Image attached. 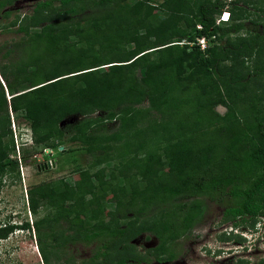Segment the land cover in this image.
Wrapping results in <instances>:
<instances>
[{
    "label": "trees",
    "instance_id": "trees-1",
    "mask_svg": "<svg viewBox=\"0 0 264 264\" xmlns=\"http://www.w3.org/2000/svg\"><path fill=\"white\" fill-rule=\"evenodd\" d=\"M14 2L0 0L4 16ZM225 9L230 19L217 25ZM262 9L255 0H45L28 23H11L25 38L17 60L9 49L0 62V187L18 171L10 113L28 123L44 157L57 140L79 143L92 159L72 183L27 191L33 214L49 209L33 226L44 264H59L66 245L95 240L92 263L140 264L147 256L134 257L130 242L145 233L159 260L172 259L203 199L227 200L223 221L235 226L264 217Z\"/></svg>",
    "mask_w": 264,
    "mask_h": 264
},
{
    "label": "rangeland",
    "instance_id": "rangeland-1",
    "mask_svg": "<svg viewBox=\"0 0 264 264\" xmlns=\"http://www.w3.org/2000/svg\"><path fill=\"white\" fill-rule=\"evenodd\" d=\"M43 1L45 0H16L12 6L4 9V11L9 10L7 16H4L2 11H0V62L6 63L9 62L10 59L15 61L21 54L18 50V44L23 43L22 40L25 37L22 33L17 32L18 25L12 26L11 23L15 22L17 19L19 20L17 24H20V21L24 24L28 23L29 20L25 21L26 17H30L35 5ZM133 1L134 0H129V2ZM255 1H257L258 6L263 8L262 10L264 12V0ZM262 10L258 13L260 16L263 14ZM30 28L29 30H33L32 27ZM63 40L65 42L69 41L65 36ZM206 44H208V42H206ZM9 49L12 51L14 50V52L12 53V51H9L8 57L10 59L4 60L2 56ZM81 52H83L82 49L81 51L77 50L75 53L79 54ZM22 53L25 54V51H22ZM142 106L143 108L146 107L147 103H144ZM216 109L220 114L226 112L225 107L218 106ZM152 113L157 117V113ZM98 115L103 116L104 114L99 112L96 116ZM9 116L13 141L17 138L19 146V136H17L19 131L17 128L23 129L21 133H26V135H28L29 131H25V129H29V125L20 115L10 113ZM80 118V115L71 116L62 121L60 127L66 124H74ZM106 125V130L111 132L117 128L118 119L106 121ZM54 142L57 148L50 150L49 155L46 157L41 154L42 149L40 147L33 148V146H31L20 148L19 155H16L19 160L18 171L16 175L14 172L12 176L6 177V183L0 192V197L3 200V203L0 204V208L2 209L0 212V220L4 221L9 211H20L16 221L28 223L30 230H18L10 234L8 238L0 240V264H44L37 247V233L36 231L34 232L31 226L32 223L34 224L37 220L47 215L49 209L43 207L40 208L36 214H33L28 208L26 192L35 184L59 178H64L66 181L72 183L79 178L80 173H86L88 170V164L92 159L79 143L65 141L60 145L57 144V140ZM13 143H15L16 148V142ZM23 150H27L24 155ZM44 164L49 165V168H44ZM79 169L82 171L77 173L76 170ZM95 200H97V197H90L88 204L91 206ZM203 200L204 210L200 219L186 235L172 244L171 248L176 255V258L172 262H157L152 258V249L157 241L154 236L146 233L141 234L130 242L133 246V256H147V261H143L142 264H264V217L258 218L254 225L240 224L235 226L232 222L223 221V211L228 205L227 200L224 199V201L220 203L208 199ZM106 209L105 220L109 222V216L113 213V206L107 204ZM62 226L65 227V223H63ZM248 229H251L252 232L258 229L255 236H262L261 238L263 239H259L256 242L252 240L251 243L243 249L239 245L246 239L242 237L237 238L234 236V233L237 231H246ZM230 230H233L231 235L226 236V233H229ZM251 231L248 232V234H251ZM58 232H60V229H57V233ZM100 245L101 243L97 240L90 243L77 242L75 244L66 245L61 251L63 255H61L59 264H64L63 262H65L66 258L69 264L92 263V256L98 251ZM221 247H227L229 249L227 253L230 254L221 253V255L218 256V254H220L218 248ZM206 249H209V252L206 253ZM96 262V264H98V261ZM114 262L113 260L112 263ZM92 264H95V261ZM127 264H134V262L128 261Z\"/></svg>",
    "mask_w": 264,
    "mask_h": 264
},
{
    "label": "clouds",
    "instance_id": "clouds-1",
    "mask_svg": "<svg viewBox=\"0 0 264 264\" xmlns=\"http://www.w3.org/2000/svg\"><path fill=\"white\" fill-rule=\"evenodd\" d=\"M229 1V0H228ZM222 13H228V15L227 16H225V19H220V17H221V14ZM221 14L219 15V17L216 19V24L218 25V24H220L221 22H228L229 21V19H230V13H229V11L228 10H223L222 12H221ZM220 19V21L218 22V20ZM17 130L19 131V134L17 135V136H19V146H18V142H17V138H16V140L14 139V141L16 142V148H15V152H16V154H14V155H12L11 156V158L13 157V158H17V154L19 155V150H20V148H25V147H31V146H33V142H32V135H31V130H30V128L29 129H25V131H29V134L28 135H26V133H21V131L23 130V129H21V128H17ZM16 136V137H17ZM17 146L19 147V149L17 150ZM12 158V159H13ZM257 230L258 229H255V231H251V229H248V230H246V231H241V232H235L234 234V236L235 237H239V238H243V239H246V240H244L243 242H241L242 244L241 245H239L241 248H245L248 244H250L251 243V241L253 240V241H258L259 239H263V238H261L259 235H257V236H255L256 234H257ZM232 231L233 230H230V232L229 233H226V236H230L231 235V233H232ZM236 231V230H235ZM252 232L251 234H248V232ZM237 235V236H236ZM255 236V237H254ZM241 241H242V239H241ZM242 249V250H243Z\"/></svg>",
    "mask_w": 264,
    "mask_h": 264
},
{
    "label": "flooded vegetation",
    "instance_id": "flooded-vegetation-1",
    "mask_svg": "<svg viewBox=\"0 0 264 264\" xmlns=\"http://www.w3.org/2000/svg\"><path fill=\"white\" fill-rule=\"evenodd\" d=\"M6 183V177H4V180L2 181V183H1V187H0V192H1V189H2V187L4 186V184ZM27 193V192H26ZM28 202V201H27ZM1 203H3V200H2V198L0 197V204ZM2 211V209L0 208V212ZM18 214H20V211H16V210H13V211H9L8 212V214H6V219L4 220V221H1L0 220V229H8L9 231H8V236L10 235V234H12V233H14L15 231H18V230H20V231H24V230H30V227H29V224L28 223H21V222H17L16 221V218H17V215ZM25 224H28V227H25ZM24 226V227H23ZM34 224L32 223V226H31V228L34 230ZM11 228V229H10ZM34 232H35V230H34ZM149 235H151V234H149ZM8 236L6 237V238H8ZM153 236V235H152ZM6 238H4V239H6ZM4 239H0V240H4ZM157 241V240H156ZM224 242H227V241H224ZM156 245H157V242H156ZM156 245L153 247V249L156 247ZM153 249H152V251H153ZM219 250H220V254H218V256H220L221 255V253L222 254H230V253H227L228 251H229V249L227 248V247H221V248H218ZM209 250V249H208ZM207 249L205 250L206 251V253L207 252H209ZM222 251V252H221ZM215 253H217V252H215ZM155 254H158V253H155V252H153L152 253V258L155 260V261H157V262H164V263H170V262H172L175 258H176V255H175V253H174V251H173V254L175 255L172 259H166V260H159L158 259V257L155 255ZM156 257H157V259H156ZM146 261H147V257H146ZM134 262V264H135V261H133ZM145 262V261H144ZM143 262H141V264H142Z\"/></svg>",
    "mask_w": 264,
    "mask_h": 264
},
{
    "label": "built area",
    "instance_id": "built-area-1",
    "mask_svg": "<svg viewBox=\"0 0 264 264\" xmlns=\"http://www.w3.org/2000/svg\"><path fill=\"white\" fill-rule=\"evenodd\" d=\"M227 15H228V13H222L220 19H225V16H227ZM220 19L218 20V22L220 21ZM198 28H200V27H198ZM197 43L200 45V48L202 50H204L207 47L206 40L204 38L197 39ZM18 149H19V147L17 146V150Z\"/></svg>",
    "mask_w": 264,
    "mask_h": 264
}]
</instances>
